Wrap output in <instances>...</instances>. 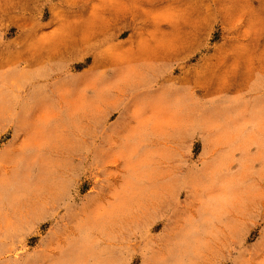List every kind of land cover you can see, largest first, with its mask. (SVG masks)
Instances as JSON below:
<instances>
[{
    "label": "rangeland",
    "instance_id": "obj_1",
    "mask_svg": "<svg viewBox=\"0 0 264 264\" xmlns=\"http://www.w3.org/2000/svg\"><path fill=\"white\" fill-rule=\"evenodd\" d=\"M0 264H264V0H0Z\"/></svg>",
    "mask_w": 264,
    "mask_h": 264
},
{
    "label": "crops",
    "instance_id": "obj_2",
    "mask_svg": "<svg viewBox=\"0 0 264 264\" xmlns=\"http://www.w3.org/2000/svg\"><path fill=\"white\" fill-rule=\"evenodd\" d=\"M116 17L121 18V17H125V14L122 16L117 15ZM165 89L163 90L162 93H164ZM170 106L175 107V102L171 101V102H167ZM178 105V104H177ZM195 105V104H194ZM168 106V105H167ZM95 117H93L94 119H100L101 115L100 112H97L96 115H94ZM175 120V119H173ZM176 121V120H175ZM173 121L174 123L171 125V128L169 129V131L167 132V134L163 135V140L166 142V146L165 149L167 151H173V152H181L186 150V143L191 142L194 131L193 129H191V124H178L177 122ZM208 126V125H207ZM204 140L206 142L205 144V148L206 151H209L210 149L212 151H227V150H232L233 149V145L234 143H230L228 142L229 136L225 135L223 133H212L210 131H208V127L204 126ZM220 138V139H218ZM227 142H224V141ZM180 166H184L182 163L179 164ZM174 166V165H173ZM176 167V166H174ZM192 166H188L189 172L186 174L187 176L193 175L195 173V171H193L191 169ZM182 177V174H180ZM262 179V177H259V180Z\"/></svg>",
    "mask_w": 264,
    "mask_h": 264
}]
</instances>
